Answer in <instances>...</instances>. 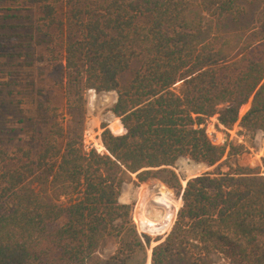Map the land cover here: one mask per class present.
<instances>
[{
    "label": "trees",
    "instance_id": "1",
    "mask_svg": "<svg viewBox=\"0 0 264 264\" xmlns=\"http://www.w3.org/2000/svg\"><path fill=\"white\" fill-rule=\"evenodd\" d=\"M15 5L34 14L26 17L40 61H61L72 83L116 94L121 123L110 129L125 132H102L103 155L50 118L34 148L31 138L11 153L0 141V264H145L148 237L119 202L127 174L158 179L182 201L147 264H205L210 255L264 264V175L229 165L243 147L214 145L200 127L216 115L224 129L238 122L264 133V0H0L7 11ZM248 8H259L250 34L240 25L226 35L223 23L240 24ZM224 156L227 172L184 187L171 169L181 157L213 166ZM107 238L116 250L103 260Z\"/></svg>",
    "mask_w": 264,
    "mask_h": 264
},
{
    "label": "rangeland",
    "instance_id": "2",
    "mask_svg": "<svg viewBox=\"0 0 264 264\" xmlns=\"http://www.w3.org/2000/svg\"><path fill=\"white\" fill-rule=\"evenodd\" d=\"M258 11L259 8H248L246 18L238 25L232 20L225 21L222 25L224 33L235 34L239 26L244 25L243 34H250ZM29 15L34 17L31 11L22 9L20 5L11 7L10 11L0 7V141L11 153L15 146L23 145L31 138L33 143L30 147L34 148L36 139L47 132L49 118L57 120L66 133L82 134L84 130L89 131L87 140L93 145H98V138L101 139L104 130L114 136L124 134L125 131L115 135L110 129L111 123L120 122L112 113L116 101L114 92L84 89L80 84L72 83L75 74L65 70L61 61L39 60L43 48L36 43L38 39L29 38L34 33L29 27L33 21L26 17ZM8 53H14L15 56H6ZM130 77L131 72H127L121 76L120 82L125 83ZM174 88L178 92L181 83L178 82ZM251 101L252 98L240 108L239 119L249 110ZM207 126L214 128L216 134L213 137L220 138V146L243 147L240 155L228 161L229 165L264 175L263 132L247 134L239 129L238 122L231 129H224L218 124L216 115L206 120L203 127ZM224 160L226 156L219 163L208 166L181 157L171 169L184 187L188 180L201 174L216 170L227 172L228 166ZM61 201L65 202L64 199ZM119 202L130 206L131 219L137 232L148 237L147 264L152 248L160 244L171 230L182 206L180 195L158 179L138 182L134 174H127L121 185ZM139 221L146 227L140 228ZM115 250V242L107 238L98 249V255L106 260L114 255ZM202 259L205 264H228L218 255Z\"/></svg>",
    "mask_w": 264,
    "mask_h": 264
},
{
    "label": "built area",
    "instance_id": "3",
    "mask_svg": "<svg viewBox=\"0 0 264 264\" xmlns=\"http://www.w3.org/2000/svg\"><path fill=\"white\" fill-rule=\"evenodd\" d=\"M201 128H204L203 125L200 126ZM204 131H205V134L212 140V143L217 145V146H220L221 145V141H220V138L218 139L217 137H213V134H216L215 133V130L214 128H210L209 126H207L206 128H204ZM87 134H90L89 131L87 130H84L82 131V148L85 152H90V151H95L96 153L100 154V155H103V151H105L104 147H103V144H102V141L100 138H98V145H93V144H90L87 140ZM218 140V141H217ZM140 222V228H145V224H142L141 222L142 221H139ZM147 230H150V228H146ZM144 234L146 232H143Z\"/></svg>",
    "mask_w": 264,
    "mask_h": 264
}]
</instances>
